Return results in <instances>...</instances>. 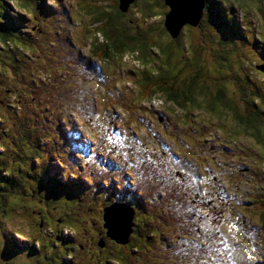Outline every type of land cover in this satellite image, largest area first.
<instances>
[{
	"label": "rangeland",
	"instance_id": "obj_1",
	"mask_svg": "<svg viewBox=\"0 0 264 264\" xmlns=\"http://www.w3.org/2000/svg\"><path fill=\"white\" fill-rule=\"evenodd\" d=\"M2 1L15 5L9 10L13 19L9 16L8 20L12 22L5 26L16 36L22 22L25 43L34 47L22 56L0 54V80H4L0 88V141L6 143L0 142V188H4L8 178L3 176L10 169L23 186V181L30 186V175L41 169L57 176L60 184L75 174L81 177L65 181L64 187H81L83 198L72 203L73 197H65V203L48 202L57 231L65 223L64 217L69 220L66 224L79 231L90 222L88 230L94 222H102L100 214L112 203L108 195L113 192L122 194V190L139 197L148 208L147 214H136L134 219L139 224L147 222L150 242L145 241L143 228L138 226V232L133 233L132 241L138 240L134 247L109 239L101 244L96 241V246L95 241H88L82 254L74 250L73 264H264V204L263 209L257 208V201H264V121H259L264 117L259 116L258 126L247 125L248 130L243 131L233 124L240 118L232 112L233 105L236 110L240 107L238 112L245 111L243 104L251 97L247 78L257 81L264 96V71L256 69L264 56V0H204L200 28L185 27L177 39H171L162 24L166 13L163 1L139 0L149 3L150 8L135 4L125 17L128 30L137 23L157 27L145 55L152 58L150 62L158 59V65L167 64L163 69L139 63V52L113 60H99L88 53L92 31L85 32L84 22L90 15L75 10L72 0H0V9ZM217 1L223 7L221 13L213 11ZM82 3L78 1V5ZM108 4L115 7L109 2L104 5ZM168 41H172V54L162 51ZM9 45L21 47L16 40ZM18 57L23 59L21 67L15 61ZM144 68L152 76L160 70L176 75L175 81L170 80L176 91L184 90L187 83L191 88L181 92L191 97L189 103L181 107L170 101V94L163 93L136 102L142 80L136 77H141ZM39 76L41 80L35 82ZM147 89L143 86V91ZM216 98L229 101L231 107L218 112L219 104L210 106ZM257 99L256 107L264 114V103ZM215 113L222 114L215 118ZM98 124L104 127L102 136ZM201 165L211 168L205 173ZM103 181H110L104 183V189ZM3 195L10 196V201L20 199V204L15 217L2 201L0 235L8 242L11 233L22 242L19 228L25 235L29 232L23 221L29 205L24 190L5 187L0 191L1 200ZM214 195L224 203L221 218L214 220L223 236L221 239L219 234L217 244L208 245L209 250L199 246L201 253H197L195 245L201 241L196 242L191 231L199 228L204 233L208 231L206 225L213 223L212 214L198 205L210 199L208 205L216 204ZM44 196L51 199V192ZM176 214L177 220L171 224ZM185 214L186 230L181 231L179 218ZM38 227L35 222L31 230ZM67 233L71 235V231ZM177 236L178 242L174 241ZM71 239L80 242L77 237ZM201 239L206 243L203 236ZM23 243L26 246L27 242ZM112 245L121 250L127 246L132 257L117 259ZM46 248L42 246L40 255L44 264H57L56 256L46 258ZM96 248L108 258L97 257ZM34 259L31 255L26 264L34 263Z\"/></svg>",
	"mask_w": 264,
	"mask_h": 264
},
{
	"label": "trees",
	"instance_id": "obj_2",
	"mask_svg": "<svg viewBox=\"0 0 264 264\" xmlns=\"http://www.w3.org/2000/svg\"><path fill=\"white\" fill-rule=\"evenodd\" d=\"M78 1L79 0H72L73 2V7H75V10L79 9V11L83 12L84 14H87L89 16V18L84 22L85 23V32L88 31H92V35L89 37L91 39L92 44H90L89 49L87 50L88 53H91L95 58L99 59V60H113V59H117L118 56L122 57L124 54H132L134 55V53L139 52V54H137L138 58L137 61L139 63H141L142 65L148 66V67H156L159 69H163V67H167V64L165 65H158L157 61L158 59H156L154 62H150V60L152 59H148L145 55L146 52V48H151V41L152 39H150V36L152 35L151 33H155L157 27L153 24H143V23H137L134 25V27L132 28V30H128V22L126 21L125 17H127L131 12H133V10L136 8L135 4H138L139 7L142 8H150V4L149 3H142V1L139 0H133L129 6L127 11L122 12L119 9V1L120 0H83V3L78 5ZM163 1V0H162ZM114 3L115 7H111V5H104L105 3ZM139 2V3H138ZM164 3V1H163ZM165 5V4H164ZM2 8L0 9V44H3L4 46L1 47L0 45V54H4L5 56H8V54H18V55H23L24 52L30 50L27 47H29L30 45L25 43V38L23 33H21V29H22V22H20L19 24V28L16 29V36H13L10 33L9 27L5 26V23L10 24L12 21L8 20L9 18H12L13 16L11 15V12H9V10L11 9L10 5L8 2L5 3V1H2ZM14 3H13V8H14ZM166 13L164 15L167 14V12L169 11V7L166 6ZM12 8V10H13ZM108 8V10L106 9ZM221 9H223V7H221L220 2L217 1V3H215L213 11L215 13H221ZM111 11H115V12H110ZM77 12V11H76ZM77 14H79L77 12ZM142 14V13H140ZM146 17V16H145ZM13 19V18H12ZM189 28H200L199 26L193 27L191 25H187ZM240 34H243L242 32H240ZM17 41V43L21 46L19 47L18 45H9V42L13 43L14 40ZM101 40V41H100ZM135 41V42H134ZM164 44L167 45V47L165 49H163L162 51L165 53H169L172 54V48H171V44L172 41H168L165 42ZM137 46H140L139 48ZM133 48V49H132ZM168 55V54H167ZM264 55V53H263ZM262 55V56H263ZM150 57V55H149ZM263 59V64H264V56L262 57ZM23 59L18 57L15 58L16 62H20L19 66H21V61ZM166 61L168 60V57H166L165 59ZM169 64V60L167 62ZM18 67V66H17ZM16 67V68H17ZM230 68H232V66H230ZM229 68V69H230ZM145 71L143 70V73L141 75L140 78H137V80L142 79L140 81L141 84V88L138 89V100L136 102L139 101H146L149 100L153 94H158L159 95H163V94H170L171 98V102H175L177 105H180L181 107L184 106V104H186L187 102L189 103V100H191V97L189 96H184V91L187 88H191L187 83L185 86V89H180L178 91L175 90V88L173 87V83H170V80H176V75H170L168 74L167 71L164 70H160L158 72L157 75H150L147 68H144ZM233 70V68H232ZM181 78L183 77V74L179 75ZM39 79H34L35 82H39L41 80V76L38 77ZM173 81V82H174ZM143 86L148 87L147 90L143 91ZM258 84L257 81L253 80H249L248 78L246 79V89H248V91L251 92V97L247 99L246 104H243L242 111L241 113L238 112L240 110V107L237 108V110L234 108L233 105V113H234V117L235 118H240V122L238 121H234L233 124H238L240 126V128H238L237 126H235L237 129L239 130H248L247 129V125L251 126L252 124H258L259 121H264V118H261L258 122V118L259 116L264 117V114L261 113V111H259L258 107H256V102H259V100L257 99L258 97L261 98V102L264 103V96L262 95V93L258 90ZM142 92V93H141ZM163 93V94H162ZM145 94V95H144ZM223 94V93H222ZM221 94H219L218 97H220ZM188 99V100H187ZM194 101V100H193ZM192 101V102H193ZM217 101V103H216ZM229 101H227L226 103H224L223 101H219L218 98H216L215 101H210V106H214L215 104H219V106L215 105L214 107L216 108V106L218 107L219 110H217L218 112H222L224 110H227V108L231 107L229 106ZM208 104V103H207ZM246 107V109H244ZM206 108H208V106L206 105L204 107L205 111ZM216 109H214L215 111ZM247 112V113H244ZM244 113V114H242ZM222 113H215L214 116L215 118H220ZM130 116L132 117V115L130 114ZM237 120V119H236ZM258 126V125H257ZM99 130L98 132L100 133V135H103V129L104 127L100 124H98ZM254 134V131H251V135ZM254 136V135H253ZM109 148L111 150H113L112 146H109ZM197 156H201L200 153H197ZM193 158H195L193 156ZM213 162V161H212ZM208 172V171H207ZM49 182L47 181L44 186L45 189L42 190H47L49 189ZM9 186V181H6V184L4 185V188H0L1 192L5 191V187ZM63 190H67V187H63ZM111 195V194H110ZM112 199V198H111ZM164 198H162L163 200ZM51 200V199H50ZM52 200L56 201V197L55 195L52 196ZM128 203L131 202L132 206L134 209L138 210V212H141L142 214H147L144 211V204H142V199L139 197H133V198H129V199H125ZM211 200V199H210ZM209 200V201H210ZM214 200L216 201V204H212V205H208L209 201H204L203 202V208L205 209H209L211 210L213 213H218V212H223V199L218 197L217 195H214ZM3 198L1 200L0 198V207H2L1 205L3 204ZM258 203V209H263V204L264 201L262 199H260L259 201H257ZM128 205V204H127ZM130 206V205H128ZM131 207V206H130ZM132 208V207H131ZM132 208V209H133ZM264 211V209L262 210ZM178 217V215L176 214L175 217L173 219H176ZM142 218V217H141ZM136 219L135 220H131V226L134 225L135 228H137L138 226L143 228V232L142 235L145 239L146 242H150V238L148 236V224L147 222H145L144 224H139L136 223ZM261 221L263 222L264 225V213L262 214V219ZM136 223V224H135ZM209 227V226H208ZM209 231H211L212 235H209ZM191 233L193 234V236L196 238V242L197 240H200L201 243L197 244V248L195 249V251L197 253H201L200 247L199 246H203V248H205L206 250H209L210 247H208V245L210 246H215L217 244V238L219 233V229L218 227H215L214 229H212L211 227L208 228V231H204V233H201L199 231V229L197 228V230L195 231V228L191 231ZM215 235V236H214ZM203 236V239L206 240V243L201 239V237ZM221 236V235H220ZM25 237V236H24ZM130 234L128 235L127 239H129ZM222 239V236L220 237ZM26 239V237H25ZM137 241H128L127 246L132 247L133 245L135 246ZM222 243H224L221 240ZM125 243V244H126ZM127 246H124L123 249H116L113 254L116 257H119L117 259H126L123 258V256L127 255V258L130 259L132 257L131 253L129 252V249H127ZM133 246V247H134ZM18 250V249H17ZM128 251V253H127ZM10 253V252H8ZM118 264H121L120 262Z\"/></svg>",
	"mask_w": 264,
	"mask_h": 264
},
{
	"label": "flooded vegetation",
	"instance_id": "obj_3",
	"mask_svg": "<svg viewBox=\"0 0 264 264\" xmlns=\"http://www.w3.org/2000/svg\"><path fill=\"white\" fill-rule=\"evenodd\" d=\"M185 27H188V26H185ZM26 44L30 45L27 48L30 49L31 51L34 45H32V43L30 42H27ZM0 79H1V76H0ZM3 85H4V80H0V88ZM2 124L3 123L0 122V125ZM0 142L6 145L4 141H0ZM28 175L30 174L28 173ZM30 177L31 179H33L32 181L31 180L29 181L30 186H27L24 181L22 182L24 186L20 185L18 181L15 180L14 172L11 173L8 177V181H9L8 188H14L16 190L23 189L24 194L26 196V200L29 203V205L26 207V210L24 212L28 214V217L23 218L25 227L29 232L27 233V235H25L24 231L21 228H19L21 230V234L24 239V241L22 242L16 239L15 235L11 233H9L7 236L8 242H5L6 240H3L2 236L0 235V264L30 263L31 255L35 256L34 263L32 262L31 264H44L43 258H40V255L42 254L41 250H42L43 245H46L47 247L46 250L44 251L47 253L46 258L52 255V256H56L57 264H73L75 257H76L74 250L77 249L80 252V254H82L86 242L95 241L94 246H96V241H100V244H101V243H104L103 240H106V239L111 240L110 238L106 236V231L102 226V222H94L93 227L90 230H88L87 228L92 226V222H90L86 229H84L83 231H79L78 229H75V228L74 230H72V225L66 224L67 222H69L68 217H64L63 220L65 223H62V225H59L60 227H59V230L57 231L58 227L55 224H53V221L55 220L53 218V214L50 212V210L47 209L48 202H51V201L50 199L46 198L44 194L49 193V191H51L53 194H55V197L58 196L57 197L58 202L62 203L64 202L63 201L64 197H62L64 196V190L59 195H56V192L58 191V188L63 187L64 184L58 186L57 176L49 175V172L46 169H41L37 172L36 175H30ZM47 181L50 184L49 185L50 187H48L49 189L42 190V189H45L44 184ZM105 182L110 183V181H105ZM102 187L103 189L105 188L104 184L102 185ZM121 193L126 196L122 194H116L113 192L112 201L127 202L125 199L133 198L132 195L128 194L127 192L123 193L121 190ZM127 195L129 197H127ZM16 200H18V198ZM3 202H5L8 205L13 215L17 217L15 215L16 207H17V204L18 205L20 204V199L19 201H15V200L10 201V196L6 197L5 195H3ZM22 205L24 206L25 204H22ZM136 214L142 215L141 212L138 213L137 210L135 209V215L132 218L133 220H135L134 218L136 217ZM68 215H69V212H68ZM100 217L102 218L101 214H100ZM9 219L11 221L10 217ZM60 221L61 220L59 219L58 222ZM35 222L38 224L39 227L37 231H32L31 228L35 224ZM99 225H100V231L97 230V227ZM135 226L136 225H134L133 233L134 231L136 233L138 232ZM1 228L3 227L1 226V223H0V229ZM48 229L50 230L49 232L47 231ZM64 229L71 230L72 234L69 235L67 231L65 234ZM24 236L26 237V239ZM75 237H77L80 240V242L73 243V241H71L72 240L71 238L75 239ZM130 237L134 238L133 234ZM23 242H27L26 246L24 245ZM35 243H37V245ZM112 246L115 248L113 249V251H115L118 248L115 245H112ZM96 249H97V257L102 258V259L108 258V254L103 257L102 250L98 248ZM65 250H67V253H65ZM23 252H26V255L22 254ZM19 255H21V257H19L17 261L16 258ZM109 258L111 259L110 255H109ZM92 259L93 261H97L96 258H92Z\"/></svg>",
	"mask_w": 264,
	"mask_h": 264
},
{
	"label": "water",
	"instance_id": "obj_4",
	"mask_svg": "<svg viewBox=\"0 0 264 264\" xmlns=\"http://www.w3.org/2000/svg\"><path fill=\"white\" fill-rule=\"evenodd\" d=\"M132 1L120 0V11H127ZM164 2L169 7V11L164 17L163 26L171 39L177 38L181 30L187 25L199 26L204 0H164ZM256 69L261 72L264 71V64L257 65ZM132 218L133 209L127 204L113 202L103 208V221L104 227L107 228V235L118 243L125 244L128 241L127 237L131 233L132 228ZM128 219H130V222L125 226ZM127 230L128 232L125 233ZM121 235L123 240H120Z\"/></svg>",
	"mask_w": 264,
	"mask_h": 264
},
{
	"label": "clouds",
	"instance_id": "obj_5",
	"mask_svg": "<svg viewBox=\"0 0 264 264\" xmlns=\"http://www.w3.org/2000/svg\"><path fill=\"white\" fill-rule=\"evenodd\" d=\"M164 1V0H163ZM216 1V0H215ZM164 4H165V2H164ZM202 19V18H201ZM164 20V19H163ZM162 24H163V22H162ZM185 28V27H184ZM179 35H180V33H179ZM179 35H178V37H179ZM177 37V38H178ZM177 38H175V39H177ZM263 64V63H262ZM263 72V71H262ZM36 162H37V159H34ZM38 163V162H37ZM206 163V162H205ZM205 163H203V164H205ZM202 166H205V168H204V172L205 173H207V171H208V168H211V167H207L206 165H201V167H200V169L202 170ZM11 173H13V170H9V172H7L6 173V176H3V177H6V178H8L9 177V175L11 174ZM75 178H81V177H78V175L77 174H75L74 176H73V179H69V177L68 178H64L62 181H60V182H63V184L65 185V181H68V180H74ZM105 182L103 181V184H104ZM63 184H60L59 182H58V186L59 185H63ZM83 185L85 186V184L83 183ZM64 187V186H63ZM63 187H60V188H58V191L56 192V195H59L60 193H62V191H63ZM79 190H81V187H72V186H67V190H64V196H62V197H64V199H63V201H64V203L66 202V198L65 197H73V199H72V201H71V203L72 202H74L75 201V199H81V198H83L82 196H81V193L79 192ZM51 192V191H50ZM73 193H76V194H78L79 196H73ZM53 195H55V194H53L52 192H51V202H54L53 200H52V196ZM58 197V196H57ZM57 197H56V201L58 202V200H57ZM108 197H109V199H111L112 198V196H109L108 195ZM163 198H165V197H163ZM113 202H115V201H112V203ZM59 203V202H58ZM67 204V203H66ZM127 204L128 205H130L131 207H133L130 203H128L127 202ZM144 211L147 209L148 210V208H147V205H146V203L144 204ZM205 209V208H204ZM133 210H134V212H133V216L135 215V209L133 208ZM102 211H103V209H102ZM163 211L164 210H162L161 211V213H163ZM137 212H138V210H137ZM139 213V212H138ZM218 214V213H217ZM185 216V215H184ZM183 217H180L179 219L182 221V223H183V225L184 226H186L187 224H185L186 223V221L185 220H183L182 219ZM203 218V217H202ZM221 218V217H220ZM220 218H217L216 220H218V219H220ZM170 219V218H169ZM177 220V218L176 219H170V221H171V224H174V222ZM215 220V219H214ZM101 221H102V226L104 227V221H103V214H102V219H101ZM215 222H217V221H215ZM77 225H79V227H80V224H77ZM177 225V224H176ZM82 226V225H81ZM178 226V225H177ZM209 225H206V227L207 228H209L208 227ZM263 223H262V225H261V227L263 228ZM105 228V227H104ZM211 228L212 229H214V226H211ZM75 229H78L77 227L75 228ZM199 229V228H198ZM219 229V228H218ZM72 230H74V227L72 226ZM65 231V234H66V230H64ZM68 231V230H67ZM69 231H71V230H69ZM105 231H106V236L108 237V235H107V228H105ZM199 231H201V230H199ZM219 233H220V235L221 236H223V234L221 233V230L219 229ZM71 234H72V232H71ZM133 234V226H132V228H131V233H130V236ZM118 237V236H117ZM220 236L218 235V238H219ZM109 238V237H108ZM111 240H113L112 238H110ZM130 239L132 240L133 239V237H129V239H128V241H130ZM115 241V240H114ZM127 241V242H128ZM121 244V243H120ZM198 244V242L196 243V245L195 246H198L197 245ZM36 245H37V243H36ZM124 245V244H123Z\"/></svg>",
	"mask_w": 264,
	"mask_h": 264
},
{
	"label": "bare ground",
	"instance_id": "obj_6",
	"mask_svg": "<svg viewBox=\"0 0 264 264\" xmlns=\"http://www.w3.org/2000/svg\"><path fill=\"white\" fill-rule=\"evenodd\" d=\"M130 207V206H129ZM133 212H134V210H133ZM130 218H131V216H130ZM128 223L130 222V219L127 221ZM123 237H124V239H125V236L123 235Z\"/></svg>",
	"mask_w": 264,
	"mask_h": 264
},
{
	"label": "snow or ice",
	"instance_id": "obj_7",
	"mask_svg": "<svg viewBox=\"0 0 264 264\" xmlns=\"http://www.w3.org/2000/svg\"><path fill=\"white\" fill-rule=\"evenodd\" d=\"M194 209L193 208H189V211H193Z\"/></svg>",
	"mask_w": 264,
	"mask_h": 264
}]
</instances>
